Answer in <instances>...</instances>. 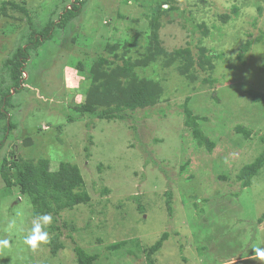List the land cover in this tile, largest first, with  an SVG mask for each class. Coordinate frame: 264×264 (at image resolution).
I'll return each mask as SVG.
<instances>
[{
    "label": "rangeland",
    "instance_id": "rangeland-1",
    "mask_svg": "<svg viewBox=\"0 0 264 264\" xmlns=\"http://www.w3.org/2000/svg\"><path fill=\"white\" fill-rule=\"evenodd\" d=\"M14 1L26 2L31 19L11 6L10 15H0V80L9 78L7 59L25 47L30 21H56L75 0ZM157 3L172 5L173 0H88L66 29L58 28L37 52L31 51L23 84L11 88L8 113L15 129L5 134L0 122L5 143L0 166L13 152L48 159L52 170L61 162L77 164L91 201L62 210L58 221L45 228L48 242L33 251L24 243L36 219L30 199L17 186L7 187L0 175V239L11 244L0 250V264H77L76 243L100 254L98 264H148L144 251L164 232L170 235L156 264H264L252 258L254 247L264 248V221L258 222L264 213V167L247 188L241 189L236 178L264 149V101L254 103L246 93L264 94V12H258L264 0H181L161 19L159 46L169 53L188 48L196 59L206 48L216 57L215 67L196 64L183 72L176 64L166 65L163 56L162 63L139 70L164 87L167 98L156 107L132 112L124 122L88 116L68 120L84 103L90 86L85 74L100 53L108 54V43H118V52L134 60L154 46L149 21ZM262 36L239 57L247 40ZM79 62L86 68L80 69ZM186 97L216 144L212 153L184 125ZM237 126L248 129L249 138ZM26 139L31 143L25 145ZM223 175L229 179L222 180ZM166 193H171L172 213ZM12 219L17 226L6 231ZM63 222L72 229L62 226L64 245L53 254L50 226ZM121 241L127 243L107 249Z\"/></svg>",
    "mask_w": 264,
    "mask_h": 264
},
{
    "label": "trees",
    "instance_id": "trees-1",
    "mask_svg": "<svg viewBox=\"0 0 264 264\" xmlns=\"http://www.w3.org/2000/svg\"><path fill=\"white\" fill-rule=\"evenodd\" d=\"M88 0H75L71 2L70 7H66L64 12L56 18L48 19L45 23L38 24L30 21V29H26L24 33L25 47L19 46L11 57L5 63L8 76L0 80V122H4L3 131L10 132L15 129V124L9 119L8 108L13 107L10 102L11 88L17 90L16 86L23 84L24 65L28 58L31 57V51L37 52L40 46L53 37L55 31L66 29L72 21L82 12V8ZM181 0H173L172 5H168L167 9L162 8L163 3H157L153 8V17L149 21L150 30V46L147 49V54L143 59L134 60L132 56L121 55L118 52L120 49L118 43H108L106 51L108 54L100 53L99 59L90 68L88 74H85L89 79V89L86 92L84 103H81L76 108L73 115H69L68 120L74 121L79 117L100 118L108 121H126L130 118L132 112L138 110H149L164 101L165 90L159 81L142 76L139 70L146 69L150 63L163 62L169 65H177L178 68L185 72L188 69H194L196 64L203 69H212L213 59L209 50L202 48L199 50L197 59L192 56L188 48H179L172 53L166 51L159 46V31L161 28V19L163 15L178 9ZM25 3L15 2L14 0L3 1L0 5V15L2 17L10 15L8 6L13 9L20 10L31 19V12ZM167 4V3H166ZM238 6L233 7V13L238 14ZM259 16L264 12V6L258 7ZM12 16V15H11ZM224 19H229L230 15L225 14ZM136 38V37H135ZM262 37L254 40H247L243 45L239 57L247 52L255 41H260ZM164 56V57H163ZM216 58V57H215ZM175 65V66H176ZM78 67L85 69L84 62H79ZM180 69V70H181ZM188 72V71H187ZM185 75V74H184ZM10 80V82H8ZM12 81V82H11ZM246 93L251 97L252 102L264 101V94L253 89L246 90ZM188 97H186L182 108L184 109L185 120L184 125L188 128L199 146H205L209 153L215 148V142L203 132L199 120L201 116L195 114L188 107ZM3 108V109H2ZM164 109H159L161 113ZM204 120V119H203ZM236 131L242 133L245 138H249L250 132L242 126H237ZM91 139V137H90ZM264 137H261V140ZM30 140L24 141L25 145L30 144ZM5 145L4 141H0V148ZM264 167V149L261 153L249 164L243 166L237 173V180L241 189L247 188L252 184L253 178L258 175ZM186 168V164L182 165V169ZM0 175L7 187L17 186L22 195L27 196L33 206V218H37L42 214H51L54 221H58L57 217L64 209H73L77 205L88 204L91 197L85 186L84 179L77 164L70 162H61L58 168L52 170L48 159H26L23 156L13 152L11 155L4 157L0 166ZM222 180L229 179L226 175L220 177ZM171 193L167 195L168 210L172 213ZM238 196V193H236ZM205 201H208L207 199ZM264 221V213L258 219L259 223ZM62 226L72 229V225L63 222L62 225L50 226V231L54 233L49 245L53 254H57L58 250L64 245L60 241L63 235ZM168 232H164L157 242L145 249V255L148 264H156L155 256L162 248L164 242L169 237ZM69 237L73 239L72 234ZM74 241V240H73ZM127 241H121L111 244L107 247L108 250H116L124 246ZM75 262L77 264H98L100 254L90 253L82 246L75 244L74 247Z\"/></svg>",
    "mask_w": 264,
    "mask_h": 264
},
{
    "label": "clouds",
    "instance_id": "clouds-1",
    "mask_svg": "<svg viewBox=\"0 0 264 264\" xmlns=\"http://www.w3.org/2000/svg\"><path fill=\"white\" fill-rule=\"evenodd\" d=\"M168 5H162V8L166 10ZM246 12L252 11L251 9H246ZM4 159V158H3ZM19 215V214H18ZM53 217L51 214H42L39 215L34 221L30 231V234L24 237V243L28 245L33 251L37 250L40 245L47 243L49 240V233L45 228L52 223ZM17 222L16 219H12L5 229L6 231H11L16 228ZM11 246L8 239H0V250L4 248H9ZM255 255L253 259H259L264 261V248L254 247Z\"/></svg>",
    "mask_w": 264,
    "mask_h": 264
}]
</instances>
